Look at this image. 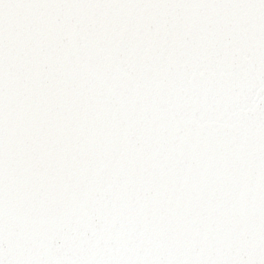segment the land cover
I'll return each mask as SVG.
<instances>
[{
    "label": "snow or ice",
    "instance_id": "6c2138e0",
    "mask_svg": "<svg viewBox=\"0 0 264 264\" xmlns=\"http://www.w3.org/2000/svg\"><path fill=\"white\" fill-rule=\"evenodd\" d=\"M0 264H264V0H0Z\"/></svg>",
    "mask_w": 264,
    "mask_h": 264
}]
</instances>
